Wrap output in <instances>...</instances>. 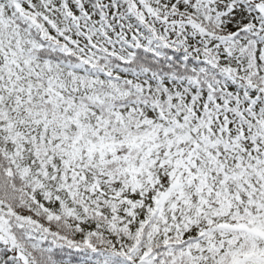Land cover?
<instances>
[{
    "label": "snow or ice",
    "instance_id": "snow-or-ice-1",
    "mask_svg": "<svg viewBox=\"0 0 264 264\" xmlns=\"http://www.w3.org/2000/svg\"><path fill=\"white\" fill-rule=\"evenodd\" d=\"M0 264H264V0H0Z\"/></svg>",
    "mask_w": 264,
    "mask_h": 264
}]
</instances>
